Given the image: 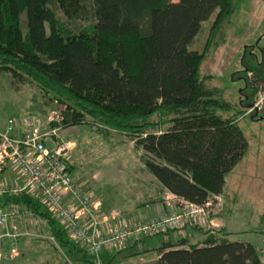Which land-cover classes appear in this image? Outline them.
<instances>
[{
	"label": "trees",
	"instance_id": "trees-1",
	"mask_svg": "<svg viewBox=\"0 0 264 264\" xmlns=\"http://www.w3.org/2000/svg\"><path fill=\"white\" fill-rule=\"evenodd\" d=\"M214 12L204 50H189ZM232 12L233 0H0V73L12 84L35 86L44 105L65 106L51 127L88 124L130 136L158 185L154 202L170 193L203 205L223 195L226 175L247 149L238 120L250 103L232 104L200 72L210 41ZM252 72L258 86L246 83L250 98L264 92V75ZM12 203L31 212L26 220L46 222L71 260L96 264L39 199L0 196V207ZM191 233L194 241H136L143 242V252L157 254L152 264H263L251 243L231 241L225 228L195 226ZM114 254L105 253L106 264L117 259Z\"/></svg>",
	"mask_w": 264,
	"mask_h": 264
},
{
	"label": "rangeland",
	"instance_id": "rangeland-1",
	"mask_svg": "<svg viewBox=\"0 0 264 264\" xmlns=\"http://www.w3.org/2000/svg\"><path fill=\"white\" fill-rule=\"evenodd\" d=\"M215 14L202 23L199 33L188 45L189 50H204ZM57 15L64 21L59 10ZM79 23L86 27L91 24L90 21ZM21 29L25 34V14L21 16ZM252 71L264 75V0H233V12L220 24L210 41L200 72L208 76L210 86L223 89L226 100L232 104L250 103L245 116L238 120L247 141L246 152L226 175L223 195L219 196L220 205L209 209L204 225L167 229L147 238L145 244L157 243L164 236L167 239L188 237L194 241L195 237L190 235L195 226L210 232L225 228L231 241L251 243L264 264V92L259 91L250 98L246 85L252 81L253 87L258 86ZM64 107L60 103L44 105L35 86L12 84L8 75L0 73V131H4L9 118L37 116L45 120L55 111L59 115ZM152 120L157 121L158 117L153 116ZM58 135L61 140L73 143L75 161L79 164V172L75 170L73 175L76 177L79 174L86 181V184L82 183V189L87 185L104 203L105 209L103 212L100 210L99 216L114 210L128 219L125 223L150 219L152 215L141 217L133 211L142 204L145 209L151 208L155 212L158 203L154 201L159 195V188L152 175L144 170L142 153L130 136L116 131H102L88 124L59 129ZM50 143L47 144L49 147ZM175 204V210L166 213V216L178 214L185 208L179 203ZM108 207L111 208L109 212L106 210ZM135 242L140 245L138 251L127 248ZM142 244L140 240H130L125 248L115 252L117 259L110 264L154 263L157 254L143 252ZM135 252L137 254L132 255ZM55 254L56 259L51 264H79L64 253ZM104 255L100 254L101 264L107 263L108 258ZM87 257L89 260L95 259L91 254Z\"/></svg>",
	"mask_w": 264,
	"mask_h": 264
},
{
	"label": "built area",
	"instance_id": "built-area-1",
	"mask_svg": "<svg viewBox=\"0 0 264 264\" xmlns=\"http://www.w3.org/2000/svg\"><path fill=\"white\" fill-rule=\"evenodd\" d=\"M54 121H59L57 111L45 120L37 116L8 119L4 131H0V196L25 193L39 199L68 231L73 243L94 256V263L101 264V253L119 251L132 239L152 237L187 225H204L209 209L220 205L218 195L203 205L182 200L180 205L185 208L178 214L138 223L121 221L109 235H102L98 227L100 204L73 175L79 165L73 143L60 139L59 127L50 126ZM6 170L12 173L13 183L1 176ZM31 216L29 210L12 203L0 207V226Z\"/></svg>",
	"mask_w": 264,
	"mask_h": 264
},
{
	"label": "crops",
	"instance_id": "crops-1",
	"mask_svg": "<svg viewBox=\"0 0 264 264\" xmlns=\"http://www.w3.org/2000/svg\"><path fill=\"white\" fill-rule=\"evenodd\" d=\"M75 170L77 173L79 172L78 168ZM1 176L7 177L9 183L15 181L12 173L8 170L1 174ZM76 178H80L81 184H86V181L83 180L79 174ZM87 187L88 186L85 185L83 186V189H86ZM87 191L92 195L93 200L100 204V210L103 212V208L105 209L104 203L95 196L93 190L88 188ZM163 200V202L157 204V210H155V212L151 208L145 209V206L142 204L137 205L136 210L133 212L142 215L141 217L152 215L150 219H156L157 217H161L166 215V213L175 210V203L180 204L182 201L170 193H165ZM110 209V207L106 208L107 211ZM137 209L141 211H137ZM123 212H126V210H123ZM101 215L98 216L100 221L98 227L101 234L105 236L111 233L113 226L121 221L128 220L126 217H122L119 211L114 210L111 211L110 214L102 213ZM112 217H115V219H112ZM51 251L53 254H51ZM57 252L64 253L50 235L48 224L39 218H36L34 221L25 219L8 222L5 225L0 226V264H51V262L55 261V253ZM64 255L69 258L67 254L64 253ZM107 255L108 257L111 256L109 254ZM77 263L86 264L83 263V261H78Z\"/></svg>",
	"mask_w": 264,
	"mask_h": 264
},
{
	"label": "water",
	"instance_id": "water-1",
	"mask_svg": "<svg viewBox=\"0 0 264 264\" xmlns=\"http://www.w3.org/2000/svg\"><path fill=\"white\" fill-rule=\"evenodd\" d=\"M257 107V106H256Z\"/></svg>",
	"mask_w": 264,
	"mask_h": 264
}]
</instances>
